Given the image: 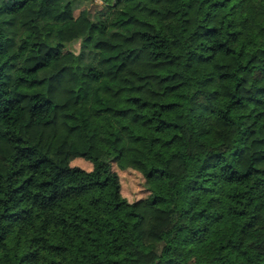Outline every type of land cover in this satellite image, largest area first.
I'll use <instances>...</instances> for the list:
<instances>
[{
    "label": "trees",
    "instance_id": "16d2710c",
    "mask_svg": "<svg viewBox=\"0 0 264 264\" xmlns=\"http://www.w3.org/2000/svg\"><path fill=\"white\" fill-rule=\"evenodd\" d=\"M98 1L0 0V264H264V0Z\"/></svg>",
    "mask_w": 264,
    "mask_h": 264
},
{
    "label": "rangeland",
    "instance_id": "374dc122",
    "mask_svg": "<svg viewBox=\"0 0 264 264\" xmlns=\"http://www.w3.org/2000/svg\"><path fill=\"white\" fill-rule=\"evenodd\" d=\"M81 5L75 11V16L78 15L80 11H86L90 15L97 13L101 10V3L98 0H80ZM261 31L258 30L253 35L249 37V42H254L256 38L261 36ZM67 50L77 53L79 50V44L73 43L67 47ZM81 167L88 169V166L80 164ZM116 170V168H114ZM121 177L123 186V195L129 199V201H135L146 197L144 181L140 174L137 172L126 170L123 172L118 171Z\"/></svg>",
    "mask_w": 264,
    "mask_h": 264
}]
</instances>
